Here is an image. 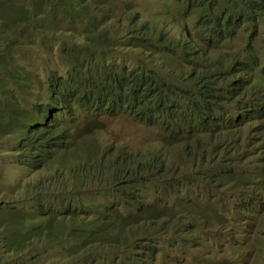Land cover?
<instances>
[{"label": "rangeland", "instance_id": "1", "mask_svg": "<svg viewBox=\"0 0 264 264\" xmlns=\"http://www.w3.org/2000/svg\"><path fill=\"white\" fill-rule=\"evenodd\" d=\"M4 1L18 4L25 9L33 7L37 13L34 18L35 26H39L44 21H50L51 14L57 10L101 21V29L107 31L106 34L112 38L109 45L114 44L108 50L110 58L116 61L124 60L130 53L138 55L135 64L142 63L140 70L151 69L157 74L152 76L154 84L163 83L162 85L173 89L174 83L179 80L188 66V63L179 57L168 66L155 64L148 53L149 49L145 46H135V51L127 50L128 47L124 45L129 40L128 30H125L127 22L116 29L122 19V15L118 13L121 8L118 5L119 0H85L84 6L75 4L61 6L54 0ZM161 1H156L154 5L148 7L149 11L153 12L154 19L160 17L158 13L170 4L173 10L177 11L174 15L178 17V20H182V23L192 25L197 22L196 12H192L187 17L190 13L188 9L173 0ZM236 1L239 4L230 6L231 13L227 7H224L220 9V16L228 17L235 11H239L240 16L244 13V15L252 16V20L243 18L238 35L230 44L233 45L249 34H256L255 39L264 42V12L253 7L250 13L248 7H245L246 4L249 5L246 0ZM222 2L220 7L224 6ZM163 14L166 15L165 11ZM115 31L117 34H114ZM53 33L57 39L58 33L55 30ZM175 37L176 35H173L172 38L175 39ZM166 38L167 36H161L156 39L166 42ZM172 44L167 43L168 50ZM176 51L178 55L186 57L180 46H176ZM165 57L164 54L163 58ZM59 59L50 58L55 66L62 69ZM187 60L194 69L206 63L211 64L206 54L202 59L189 56ZM45 64L40 62L37 64V60L33 57L27 63L32 71L33 86L40 90L42 89L40 84L44 83L47 76L46 69H43ZM142 73L147 77L145 74L148 73L147 71ZM116 74L117 72L114 75ZM62 75H66V72L63 71ZM210 82H212L211 76L203 77L202 83L205 88ZM215 91L218 94L219 91ZM122 93L123 89L117 87L114 97H119ZM35 95L36 92L28 93V97ZM18 96L24 97L21 94ZM123 101L125 107L122 106V109H126L129 104L126 100ZM26 103L32 107L25 98L24 105ZM112 104L113 102L110 101L96 102V107L104 110L95 120H88L90 126L82 134V140L70 146L61 147L57 150L56 161L50 163V158L43 167L35 170L19 164L15 159L12 146L10 143L7 144L6 137L1 138L0 264H197L193 258L199 257L200 252L194 251L184 256L181 250L184 239L190 241L191 236L195 235L193 228L186 237L182 229L193 224L192 221L187 220L189 215L204 221L208 212L215 208V203L206 202L209 197L233 199L229 192L230 184H226L223 175L217 172L222 155L233 151V154H227L228 160L231 161L227 165L235 171H245L251 168L254 162L258 169L264 166L262 164L264 145L254 144L249 138L231 137L232 143H229L224 141L223 136L209 137L206 133L193 134L189 127L170 144L165 141L161 130L139 123L123 115L122 112L113 115ZM218 104L225 107L219 99ZM132 112L133 110L130 114ZM83 124L79 122L76 126L81 129ZM259 127V121L255 119L249 133L260 134ZM210 148L213 149L209 150ZM160 150L166 154V151L172 152V160L167 166L175 167V169H166L160 173H157V170L148 172L146 185L142 187L136 178L133 182L129 179L128 185L137 191L138 205L145 211L150 209L154 213H159L165 208L167 210L164 214H170V216L156 220L150 226H145V222L140 219L134 233L122 239H119L116 231L107 237L109 242L105 240L92 243V237L87 236L89 238L86 237L83 240L93 248L80 247L72 236L74 225L80 222V225H85L86 220L99 219L102 222L101 235H106L111 226V210L105 212L98 205H106L114 198L120 197L126 190L124 185H121L123 175L116 171L120 155L148 160ZM193 154H195L194 164L199 172L197 177L199 181L204 182L215 177L214 186L208 185L211 189L206 188L202 196L190 187V181L195 179L194 175H189V179L180 175ZM96 156L106 164L102 174H96V158H94ZM124 174V180L135 175L129 172ZM81 175L80 179L85 184V190L81 191L74 184L65 186L68 178L74 176L78 179ZM152 179L158 183L156 192L151 191ZM37 183L38 186L35 187ZM258 186L264 191V182H260ZM234 187L233 183L232 189ZM189 191L192 197L188 196ZM173 192H177L178 195L173 196ZM195 205L196 209L193 208ZM43 211L46 212L44 216H42ZM127 214L128 209L125 210V215ZM47 215H52L56 219L51 223L45 218ZM174 237H177L176 242L172 240ZM115 241H117L115 244H110ZM152 251L155 257L151 255ZM215 256L218 257L219 252ZM220 259L225 260V254H221ZM228 262L236 264L232 258H229Z\"/></svg>", "mask_w": 264, "mask_h": 264}, {"label": "trees", "instance_id": "2", "mask_svg": "<svg viewBox=\"0 0 264 264\" xmlns=\"http://www.w3.org/2000/svg\"><path fill=\"white\" fill-rule=\"evenodd\" d=\"M215 1L221 5V0ZM124 2L126 6L118 11L122 15L121 24L116 28L119 29L127 22L125 30H128L129 40L124 45L128 47L127 50L132 51L136 50L135 46H145L149 49L151 60L155 64L159 63L164 54L167 56V42L149 38L145 33L147 27H143L148 23L140 22L144 19L139 20L140 15L134 0H124ZM246 2L249 5L246 4L245 7H248L250 13L253 7L264 12V0H246ZM189 3L196 10H200L198 23L203 26L206 36L195 35V41L182 37V41L177 44L183 49L189 46L194 50L193 56L198 59H202L206 54L211 63L200 65L194 69L187 58L178 55L175 49L178 57L183 58L193 69L189 79L193 82V86L184 90L180 80L174 83L173 89L162 85L163 83L154 84L152 76L157 74L151 69L140 70L142 63L135 64L138 55L134 53L126 55L124 60L113 61L110 58V51H108L114 45H109L112 38L106 34L107 31L101 29V21L89 18L92 24L83 28V34L74 32L72 25L69 24L59 46L51 49L54 51V56L60 58L63 68L59 69L51 60H48V64L43 67L47 73L46 80L40 84L42 87L40 90L33 86L32 71L28 66L22 64L29 57L28 51L26 48H22L17 56L15 51L22 47L21 40L25 36L30 39L41 37L42 44L49 47L51 45L47 37L49 29L60 22L44 21L39 26H35L34 18L37 13L34 8L27 11L18 4L0 0V147L2 146L1 138L6 137L7 144L10 143L12 146L15 159L19 164L32 170L43 167L50 158V163L57 160L58 149L82 140V134L90 126L88 120H95L97 115L104 110L97 108L96 102H113L111 109L115 115L121 113L120 109L125 106L123 100H126L130 109L133 110L130 115L132 118L161 128L172 142L190 127L193 134L208 133L210 137L223 136L224 141L229 143H232L231 137H233L234 139L249 138L254 144L264 145V64L258 63L257 66H249L248 70L236 74L229 64L233 57L216 49L214 56L211 53L214 49L212 44L207 43L212 32L220 38L221 31L232 30V23H239L241 26L244 17L252 20V16L244 15V13L240 16L239 11L229 15L231 17L218 16L215 12L217 4L212 0H190ZM235 3L239 4L236 0H227L229 6L227 9L230 13V6ZM73 4L84 6L85 0L60 1L61 6ZM62 13L71 12L57 10L51 14V17ZM76 25L75 28L78 29ZM151 26L152 30H156L155 26ZM114 34L117 32L115 31ZM252 35L253 39L257 36L256 34ZM253 53L254 50L250 49L248 57L251 58ZM162 63L170 64L169 61H162ZM80 64L82 66L79 67ZM63 71L66 72V75H62ZM142 71L148 72L145 73L147 77ZM116 72L117 74L114 75ZM206 75L212 77V82L205 88L202 80ZM117 87H121L123 93L119 97H114ZM215 90L219 91L218 94ZM34 92H36L35 96L28 97V93ZM18 94L24 96L32 104V107L27 103L24 105L25 98L19 97ZM201 97L203 100L200 103L201 113L194 114L191 111V106L193 103L198 104ZM218 99L224 103L225 107L218 104ZM200 115L207 118L208 123L217 124V126L210 127L200 122L197 117ZM222 119L231 125L232 130H221L219 123ZM255 119L259 121L260 134L251 135L249 132ZM79 122L84 123L81 129L76 126ZM241 122L243 124H240ZM161 153L163 152L158 151V154H153L148 160L143 161L135 157L128 158L120 155L116 171L126 170L134 173L138 176L139 184L142 187L146 185L148 172L157 170V173H160L172 168L167 166L172 157L163 159L165 156ZM228 153L233 154V151L222 155L217 172L223 175L226 184H230L229 192L233 199L241 203L247 202L253 199L254 192H257L256 184L262 179L261 174H264V166L258 169L254 162V165L245 171H235L227 165L231 162L227 158ZM194 155L190 157L189 163L180 175L187 178L189 175H194L195 179L190 181V187L202 195L200 190L205 191L206 188L213 187L215 177L208 181H199ZM94 158H96V174H102L106 169V164L97 159V156ZM262 164L264 165V160H262ZM81 177L82 175L78 179L72 177L71 184L82 191L85 190V184L81 181ZM152 182L151 191L156 192L158 183L153 179ZM233 183L235 187L232 189ZM177 195V192H173V196ZM137 196V191L128 192L125 190L120 197L114 198L106 205H98L105 212L113 211L111 226L107 234H100L101 220H86L85 225H80V222L72 228V236L76 239L74 241L80 247L93 248L83 239L89 236L92 237V243L105 240L109 242L107 237L113 231L117 232L119 239L133 234L142 213L138 206L129 204L126 207L124 202L122 203V199L137 203ZM188 196L192 197L190 191ZM126 209L129 213L124 216L123 213ZM45 217L51 223L56 219L52 215ZM261 223L264 224V221ZM248 235L247 232L240 233V236ZM117 241L110 244L113 245ZM247 241L249 240L246 238L242 239V242ZM151 255L155 257L153 251ZM242 261L246 263L247 258H243Z\"/></svg>", "mask_w": 264, "mask_h": 264}, {"label": "clouds", "instance_id": "3", "mask_svg": "<svg viewBox=\"0 0 264 264\" xmlns=\"http://www.w3.org/2000/svg\"><path fill=\"white\" fill-rule=\"evenodd\" d=\"M54 1L60 3V1L62 0H54ZM156 1H161V0H134V2L136 3L137 11L140 15L139 20L144 19L140 22L148 23L143 26V27H147L145 33L148 35V37L156 39L157 37L167 36L166 42L168 44L174 43L173 44L174 47L172 45L170 50H168L167 56L158 63L161 66H168V64H164L162 63V61H169L170 64H172L174 60L178 58L175 49L176 46H179L177 43L179 41H182V37L192 39L193 41H195L194 38L195 35H197L198 37L206 36V31L204 30L203 26L199 25L198 23V20L200 18V10H196L195 7L190 6L189 3L190 0H185L184 2H181L180 0H173V1L190 11L187 17L192 12H196L197 22L192 25H186L181 22L182 20H178V17L174 15V13L177 11H174L173 10L174 8H172L170 4H168V6L163 10L165 11L166 15H164L163 11H161L158 13L160 17L154 19L152 17L153 12H150L148 7L150 5H154ZM212 1L217 4L215 5V12L216 14H218V16H220V9L224 7L227 8L229 7L228 5H225L227 4V0H221L223 1L222 4L224 5L221 7L215 0ZM118 5L121 7L120 9H123L126 6L124 0H119ZM31 8H28L26 10L28 11ZM50 22H60V23L54 25L49 29V32L47 34V37L50 40V44H51L49 47H46L45 45L42 44L41 37L30 39L28 36H25L21 40L22 47L15 51V55L17 56L22 48H26V50L29 53V57L22 62L24 66H27V63L30 61L32 57L37 60V64L40 62L41 64L46 63L45 65L48 64V60H50V58H56L54 56V51H52L51 49L57 48L59 46L60 42L63 40L65 29L69 24L72 25L74 32H78L82 34L84 29L92 24V21H90V19L87 18L86 16L77 15L74 13H62V14L54 15L51 17ZM78 22H83V23H78ZM75 25L78 27V29L75 28ZM151 25L155 26L156 30H152ZM239 27H240L239 23H232L231 31L224 29L220 33L221 34L220 38L217 37V35L212 32L208 38V41L206 40L207 43L212 44L214 49H212L211 53L214 56L216 55L215 52L216 49L220 52L224 51L233 57V60L230 61L229 64L231 69H233L236 72V74L248 70L249 66H257L258 63L264 64V42L253 39L252 34L245 36L241 40L235 42L233 45L230 44V42L234 40L238 35L240 29ZM54 30L59 35L57 39H55V34L53 33ZM173 35H176L175 39L174 38L172 39ZM250 49L254 50V53L251 58L248 57V51ZM183 51L184 54L186 55V58L189 56H193L194 50L191 49L189 46L183 49ZM192 70L193 69H191L190 65L188 64V66L184 69L183 74L179 78L182 88L184 90H186L188 87L193 86V82L189 80L190 73L192 72ZM198 75L201 76V74ZM202 101L203 100L201 97V101L198 104H194L192 102L193 103L191 106L192 113L194 114L201 113L200 103ZM131 111L132 110L130 109V106L126 107V109L125 108L120 109V112H122L123 115H127L129 117H131L130 116ZM197 117L200 122L205 123L210 127L217 126V124L208 123L207 118H204L203 115ZM143 124L161 130L165 141L170 144L172 143V141L168 139L167 133L161 128L154 127L146 123ZM240 124L243 123L241 122ZM219 126L221 130H225V131L232 130L231 125L224 119H222V121L219 123ZM206 134L208 135V133ZM160 152L163 151L160 150ZM166 152L167 154L164 152L161 153L162 155L165 156V158L163 159H166L168 157L171 158L172 152H168V151ZM174 156L176 157V153H174ZM125 172L130 173V171H126V170ZM125 172L122 171L117 172L118 174L123 175L122 185H124L126 191L128 190V192H131V190H133L136 192V190L131 185H128V182L129 179L133 182L135 178L138 179V176L134 175L124 180ZM130 174H134V173H130ZM261 175H262V179L258 182V184L260 182H264V174ZM72 177L74 176L68 178V183L65 186L71 184ZM258 184L256 186L257 194H255L254 192L253 199L247 202L241 203L234 199L223 200V199H217V198L215 199L213 197H209L206 202L212 204L215 203L216 206L213 210H210L208 212V215L204 219V221L201 218L197 219V217H191L189 215L187 217V220L192 221L193 224L191 226H185L182 229V233H184L186 237L190 229L193 228V232L195 233V235L191 236L190 241L184 239L181 246V250L184 256H186L190 252H194V251L200 252L199 257L193 258V261L197 264L199 263L230 264L228 262L229 258L234 259L236 264H264V224L261 223L262 221H264V193H263L264 191L261 190ZM200 192L201 194H203L204 191L200 190ZM123 202L126 207H128V205L131 204L138 206L140 208L142 214L139 220L142 219L145 222V226H150L154 221L170 216V214H164L165 210H167L165 208H163V210L160 211L159 213H154L150 209L148 211H145L141 206L138 205V202L135 203L134 201L126 200L125 198L122 199V203ZM196 207L197 206L195 205L193 208L196 209ZM45 213L46 212L43 211L42 216H44ZM123 215L127 216L128 214L125 215V213H123ZM194 226L196 227L194 228ZM241 232H247L249 233V235L240 236ZM176 238L177 237H174L172 239L173 242H176ZM243 238H246L249 241L242 242ZM217 252H219L218 257L215 256ZM221 254H225V260L223 261L220 259ZM243 258H247L246 263H243L242 261Z\"/></svg>", "mask_w": 264, "mask_h": 264}]
</instances>
